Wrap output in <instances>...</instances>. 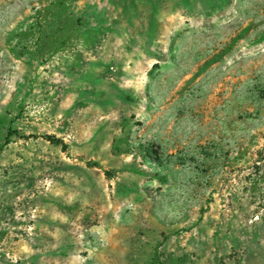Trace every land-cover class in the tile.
Listing matches in <instances>:
<instances>
[{"label":"rangeland","instance_id":"374dc122","mask_svg":"<svg viewBox=\"0 0 264 264\" xmlns=\"http://www.w3.org/2000/svg\"><path fill=\"white\" fill-rule=\"evenodd\" d=\"M0 264H264V0H0Z\"/></svg>","mask_w":264,"mask_h":264}]
</instances>
